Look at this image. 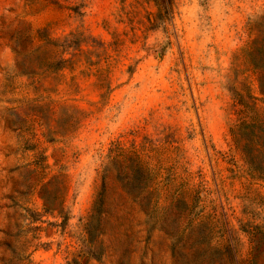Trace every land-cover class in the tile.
Here are the masks:
<instances>
[{"label": "rangeland", "instance_id": "374dc122", "mask_svg": "<svg viewBox=\"0 0 264 264\" xmlns=\"http://www.w3.org/2000/svg\"><path fill=\"white\" fill-rule=\"evenodd\" d=\"M256 50L264 0H0V264H264Z\"/></svg>", "mask_w": 264, "mask_h": 264}, {"label": "trees", "instance_id": "16d2710c", "mask_svg": "<svg viewBox=\"0 0 264 264\" xmlns=\"http://www.w3.org/2000/svg\"><path fill=\"white\" fill-rule=\"evenodd\" d=\"M155 7L158 9V11L164 15H168L170 10H171V4L172 0H151ZM264 51L262 50H256V52H246V58H247V63L249 67H251L252 71H257L263 68L261 66V60L263 58ZM234 99L235 102L244 108V111L247 112H253L255 109V100L256 98L250 97V99L254 100L252 104L250 102L246 101L243 97L242 94L239 92H234ZM253 120V119H252ZM255 124L253 123H246V122H241L238 127V131L242 132V139L245 141V145L243 148V151L246 155V157H250V160H255L258 158L261 153L258 152L257 150L254 149V147L257 145L254 134L252 129L255 128ZM246 131V133H245ZM248 131V132H247ZM257 153L256 156L253 154Z\"/></svg>", "mask_w": 264, "mask_h": 264}]
</instances>
